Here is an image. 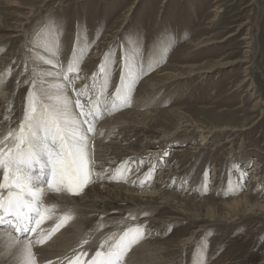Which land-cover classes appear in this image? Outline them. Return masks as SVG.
<instances>
[{
	"label": "rangeland",
	"instance_id": "rangeland-1",
	"mask_svg": "<svg viewBox=\"0 0 264 264\" xmlns=\"http://www.w3.org/2000/svg\"><path fill=\"white\" fill-rule=\"evenodd\" d=\"M76 1L67 0L62 4L57 3L58 0H0V124L5 126L0 137L18 128L30 87L27 81L44 74L41 73L43 66L47 67L37 58H46L47 51L43 48L34 47L27 55L26 43L32 48L33 42L37 43V29H41V23L44 26L51 20L60 22L61 30L56 37L59 50L54 51L57 67L63 74L68 69L67 62L75 45L79 63L71 73L77 74L72 77L78 78L80 88L91 83L92 74L98 72V65L107 53L112 66L109 92L114 90L112 86L118 82L120 72L119 54L121 47L126 46L128 55L143 72L133 87L129 103L122 110L156 113V121L147 122V127L132 123L115 125L113 134L109 131L102 143L113 140L114 147L110 149L128 148L131 152L127 157L114 153L118 157L101 171L107 169L110 175L99 180L96 177L92 184H121L145 191L165 188L195 200L207 199L206 204L211 206L248 193L247 208L252 210L248 211L251 214L239 210L234 221L216 222L209 218L194 220L181 212L171 214L156 205H152V210L143 208L145 211H141L121 201L103 203L98 206L99 210L90 209L83 217L82 236L89 243L99 244L112 233L119 234L126 228L139 226L143 229L142 237L146 238L144 243L160 249L161 258L157 259V264H165L167 259L166 264H197L201 258L204 264H264V209L261 208L264 205V0ZM243 37L249 39L243 40ZM155 45L159 50L157 60L149 55ZM243 58L249 62L237 63ZM179 67L196 68L181 71ZM202 70L209 72L187 76ZM164 71L184 73L185 78L178 75L177 79H169L160 75ZM40 84L42 87L51 85L39 78L37 89L41 88ZM67 90H70L68 96L75 99L72 88ZM151 95L152 100L148 99ZM138 99H143L144 105L138 107ZM133 100L137 104L130 106ZM117 110L107 109L110 113L102 118L105 121V118L113 119L121 111ZM226 126L242 129L237 132L236 143L240 140L246 143L248 151L245 154L240 153L238 145L229 156L211 152L206 147L188 149L201 135L196 131ZM163 130L169 132V136L164 137ZM106 131L107 128L97 127L94 137L101 134V139ZM172 136L180 139L175 142L171 139L163 154L141 158L139 153L151 145L147 141L157 143ZM93 141L90 139L91 143ZM93 147L90 150L96 162ZM178 149L184 151L178 153ZM161 157L165 167L148 186L143 182L150 167L145 159L159 160ZM122 159H128V168L137 170L138 176L128 175L125 183L120 182V178L108 180L121 166L118 162ZM97 167L96 162L94 170L99 173ZM252 178L257 180L250 183ZM160 183L161 188L157 187ZM216 209L220 215L226 212V209ZM170 217L174 218L171 224H165ZM181 237L191 239V245L182 248Z\"/></svg>",
	"mask_w": 264,
	"mask_h": 264
},
{
	"label": "snow or ice",
	"instance_id": "snow-or-ice-1",
	"mask_svg": "<svg viewBox=\"0 0 264 264\" xmlns=\"http://www.w3.org/2000/svg\"><path fill=\"white\" fill-rule=\"evenodd\" d=\"M60 30L58 20L49 21L40 29L36 47L58 51L56 37ZM52 54L56 55V51ZM107 56L106 53L98 65V72L92 74L91 83L79 89L75 87V80L67 75L63 84L55 85L54 95L36 88L39 76L27 81L30 87L18 128L0 137V256L6 258L4 264H37L34 244L44 243V239L72 219L70 212L57 215L56 205L43 203L46 190L79 195L98 175L94 171L96 162L88 133L95 131L94 122L101 117L105 103L113 108L129 103L133 87L143 72L128 55L127 47L122 46L119 79L112 86L114 90L109 92L112 66ZM37 58L45 64L53 63L51 59ZM78 63L79 55L74 45L67 62L68 72ZM97 76L100 77L98 90ZM68 88H72L75 99L67 95ZM74 108L79 109L78 116ZM123 168L124 165L117 167L108 178L119 179L124 175ZM53 220L50 230L41 227L45 221ZM33 233L37 234L36 239H24L26 234ZM142 233L139 226L126 228L119 234L112 233L100 241L94 254L81 248L80 252L66 258L67 264H124L126 253ZM82 244H89V241L84 240ZM197 264H204L203 259Z\"/></svg>",
	"mask_w": 264,
	"mask_h": 264
},
{
	"label": "bare ground",
	"instance_id": "bare-ground-1",
	"mask_svg": "<svg viewBox=\"0 0 264 264\" xmlns=\"http://www.w3.org/2000/svg\"><path fill=\"white\" fill-rule=\"evenodd\" d=\"M65 1H67V0H58L57 3H62L63 4ZM76 2H78V0ZM216 9L217 8H215L214 10H216ZM40 25H41L40 27L42 28L43 24L41 23ZM37 30L40 31V28H38ZM34 37H35V35H34ZM242 39L246 40V39H249V38L248 37H243ZM78 40H80V39H78ZM29 41H31V40H29ZM35 41L38 42V35H37ZM80 42L83 43L81 40H80ZM33 43H34L33 44V48H32V46L30 45L29 42L26 43L27 50H28L27 55L30 54L29 50L32 51V50H34V47H36L37 43L36 42H33ZM131 45H133V42H132ZM83 47L84 46H82V48ZM163 48H164V46H163ZM52 51H54V49ZM52 51H47V53L45 52L46 53V58L45 59H51L53 61L52 64H47V67L43 66L44 69H43V71H41V73H44L45 75L44 74L35 75V76L40 75L39 78H41V80H43V82H45L46 85L51 84L49 87L48 86H43L42 87V84H40L41 88H43L49 95H54L55 94V92H56L55 85L64 83L65 75H67V76L70 75L71 77L73 76V75L68 74V73L65 74V72H67L68 69H66L64 74H63V71L62 72L59 71V68L57 67V63H56V57H55V55L53 56ZM158 51L159 50H157V47L155 45V47L151 48L150 52L149 51L148 52H149V55L154 58V60L155 59L157 60L158 59L157 57L159 55ZM153 58H151V60ZM150 62H152V61H150ZM248 62H249L248 59L243 58V60L238 61L237 63H248ZM179 68L181 69V71H183V69L187 71V69H193V68H196V67H179ZM207 72H209V70L208 71L202 70V71H199V72H190V74L187 75V73H186V75L188 77H193V76H197V75H199L201 73L205 74ZM183 74L184 73H182L180 75V73L178 74V72H175V71H164L160 75L163 76V77H167L169 79H173V78L177 79L179 77L178 75H180V78H185V75H183ZM72 78L75 80V77H72ZM96 81H97V90H98L99 82H100V77L99 76H97ZM154 84H155V82H154ZM80 86H81V83H78V81H77V84H76L75 87L76 88L77 87L80 88ZM69 91L70 90L66 89L67 95H69V93H70ZM152 96L153 95L149 96L148 99H150ZM148 99L146 98L144 100L147 101ZM134 100L132 101L130 106L137 104V102L134 101ZM150 100H152V99H150ZM138 101H139V104L137 105L138 107H140L141 105H144L143 99L142 100L138 99ZM83 102L84 101L82 100V103ZM105 104H106L105 107L103 105V109L105 111L103 110L102 116L103 115H105V117L108 116L107 109H110V110L116 109V108L118 109V107L113 108L110 103H105ZM263 105H264V103H263ZM75 110L77 111V109L74 108V111ZM78 111L76 113L74 112V114L77 115V116H78ZM139 111L130 110V109L121 110L113 119L109 120V118H111V117L105 118L106 121L103 119V121H101V123H99V125H98V121H100L101 119L94 122L95 131L92 132L93 133L92 136H89V137H91L92 141L95 138L94 135H95L97 127H99L101 130H105V128H107V131L102 134L103 137L101 139H100V135H101L100 134L99 137H96L92 143L90 142V145H89L90 149H91V147H93V144L95 145V147H93V149H94V158L97 160L96 162L98 164V167H97L98 171H102L104 169V167H108L109 163L113 160L114 157H116V154H118L120 157H127V155H129V153L131 152L130 149H128V148L123 149V150L121 148H120L121 150L110 149L113 146L112 145L113 140L110 143L108 142V144H106L107 142H105V144L102 143V142L105 141V138L108 137L109 131L111 132V134H113L112 131L114 130L115 125L120 126V125H125V124H128V123H132L133 125L135 124V126L147 127L148 126L147 122H151L153 120L156 121V119H155L156 113L152 114V112L151 113H146V112H143V111L142 112H139ZM3 122H5V121H3ZM192 124H195V123L193 122ZM96 125H98V126H96ZM129 126H131V125H129ZM4 127L5 126L3 125V123L0 124V135H1L2 130H3ZM84 127L86 128L87 126L85 125ZM203 130L196 131V133L201 132V135L198 136L197 142L195 143L194 146H189L188 147V149H190V151L196 150L197 146H200L202 149H204V147H206L207 149L209 148L211 152H216V153L219 152V153H222L223 155L229 156L234 151V147L236 145H238V149L241 150V152H240L241 154H245L248 151L247 150V145H246V143L244 141L240 140L238 143H236V139H238V136H239V135H237L238 134L237 132H239V131L241 132L242 129L241 130H237V129H234V128L230 129V128H227V126H226V128H217V129H212L210 131H203ZM163 134H164V137L169 136V132H165L164 130H163ZM105 136H107V137H105ZM178 138L179 137H176L174 139V136H172V138L170 137L169 139H167V138L164 139L163 138L162 141H157V143H155L153 140H152V142L151 141H147L146 143L147 144H151V145L148 148H144L143 152H141L139 154L141 155V158H142V156L143 157H151V158H153L155 156H159V155H161V153L163 154V152H165L164 147H166L169 144L171 139L174 140L173 142H175L176 140L180 139V138L179 139ZM227 145L229 146V148L226 149ZM239 150H237V151H239ZM183 151L184 150H182V149H178L177 152L180 153V152H183ZM114 153H116V154H114ZM137 153H138V151H137ZM166 170L167 169H165V171ZM94 171H96V170H94ZM255 175H257V173H255ZM256 180H257V178L256 179L252 178V179H250V183H253ZM258 180H260V179H258ZM92 183H90V184H92ZM101 184L102 183L99 184V183L95 182L94 184H92L90 186L88 185L83 190L82 194L79 195V196H75V195L69 194L66 191L61 192L60 194H58L59 192H56V191H47V192H45V196L43 198L44 204L45 205H53V204L56 205L57 206V208H56V214L57 215H61V214H64L66 212H70V214L72 216V219L68 220L63 225V228L59 232H57V233L54 232L51 236L47 237L46 239H44V236H40L39 237L40 239H44V243H42V244H34V246H33V252L36 255L37 264H48L49 261H51L52 264H66L67 263V259L66 258H71L74 254L80 252L81 248H83V250H87V251H89L91 253H94L95 249L97 247H99V244H95V243H92V242H90L89 244H82V242L84 240H86L82 236V233L84 231L83 221H85V220H83V217L85 215H87L86 214L87 211H91L90 209L99 210L98 206L102 205L103 203L108 204V203H112V202L114 203V202H120L121 201L123 203H130L131 206H133L132 209L134 207H136V208L138 207L137 210H141V211L143 210V208L144 209L145 208H149L150 210H152L151 209L152 205H156L155 207H159V208L162 207L163 209H166V212H170L171 214L181 212L186 217L194 219V220H203V219L209 218V220L216 221V222H219V221H223V222L224 221H234L233 217H234V215H236V213L239 210L242 213H247L248 211L252 210V208H250V209L247 208V206L249 204L248 203V199H249V197H248L249 194L248 193H244L241 196H239L237 198L230 199L228 201L223 200L218 205L215 204V206H211V205H207L206 204V200L207 199L195 200L192 197L183 196L180 193H174L173 191L167 190L165 188H164V190L156 191V189H154L155 188L154 187V188H151V189L145 191V190H140V189L135 188V187H125L126 185L122 186L121 184L120 185L117 184V186L115 184L114 185H105L104 183L102 185ZM161 185H162V183H160V185L157 186V187L161 188ZM51 192H53V193H51ZM155 207H154V209H155ZM215 207L219 208L221 211L223 209L225 211V209H226V212L225 213L223 212V214L220 215V213H218V211H217V209ZM116 208H118V207H116ZM125 208L127 209V207H125ZM261 208L264 209V205L261 206ZM102 209L104 210V208H102ZM163 209H161V211ZM107 210L108 209H106L104 211H107ZM123 210H124V208H123ZM127 210H129V209H127ZM134 210H135V208H134ZM143 211H145V210H143ZM238 213H240V212H238ZM248 214H251V213L248 212ZM89 215L91 216V214H89ZM203 216H205V217L202 218ZM173 219L174 218L170 217L169 220L165 224H171ZM54 222H55V220L49 221V223L47 222L48 224L44 223L43 225H41V227L50 230V228L52 227ZM202 232H204V230ZM45 235H46V233H45ZM30 238L31 239H36L37 238V234L33 233L27 239H30ZM145 239L146 238H142V239H140V241H137L138 243L136 242V243L133 244V245H135V244L136 245L133 246V248L130 250L128 255L125 256L124 264H128V263L129 264H157V259L161 258L160 257V254H161L160 253V249L158 250L155 247H152L149 242L144 243ZM191 243H192V241L189 238H185V239L182 238V240L179 242V244H180V246H182V248L184 246L191 245ZM161 251H162V249H161ZM5 259H6L5 257L0 256V264H4V260ZM167 260H166V263H168ZM160 261H162V260H160ZM158 264H159V262H158Z\"/></svg>",
	"mask_w": 264,
	"mask_h": 264
}]
</instances>
